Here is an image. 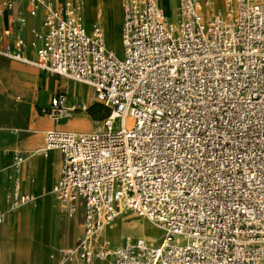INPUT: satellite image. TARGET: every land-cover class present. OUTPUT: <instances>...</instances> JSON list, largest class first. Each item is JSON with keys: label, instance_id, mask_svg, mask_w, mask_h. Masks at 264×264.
I'll use <instances>...</instances> for the list:
<instances>
[{"label": "built area", "instance_id": "1", "mask_svg": "<svg viewBox=\"0 0 264 264\" xmlns=\"http://www.w3.org/2000/svg\"><path fill=\"white\" fill-rule=\"evenodd\" d=\"M121 1L118 58L99 24L87 28L81 0H0L9 19L0 57L81 84L109 110L98 131L52 130L43 151L61 155L51 194L82 235L66 261L95 264L103 229L132 213L163 233L158 245L126 237L113 264H264V0ZM27 17L34 58L27 57ZM81 109L56 91L43 114ZM131 124L127 125L126 121ZM27 155L13 153L1 228L36 197L20 189ZM1 256V247H0Z\"/></svg>", "mask_w": 264, "mask_h": 264}, {"label": "crops", "instance_id": "2", "mask_svg": "<svg viewBox=\"0 0 264 264\" xmlns=\"http://www.w3.org/2000/svg\"><path fill=\"white\" fill-rule=\"evenodd\" d=\"M62 1L63 0H56V2ZM81 1L83 5L84 18L92 19V25L95 23L100 25L103 32L105 45V39L111 29L112 23H115L117 21L121 23V1L112 0L111 3L109 2V0ZM90 8H92V10ZM92 25H90L89 27H91ZM8 27V17L6 15H0V45L2 43V32ZM40 28V19L27 17V24L23 31V35L27 41L26 53L28 59L34 58V52L31 48V43L33 41L31 32L34 29L40 30ZM32 68L34 67L19 62L6 61L0 57V213L4 209L6 190L9 186L6 180V176L11 172L13 153L15 151H21L22 153L27 155V158L19 175L20 189L22 192L33 194L37 198L35 204L39 199L44 197L41 205H43L46 218L44 231L47 240V238L51 234L53 219V204L51 201V198L53 196L51 194V191L54 184L59 178L62 160L61 155L58 151H51L50 154H47V157H43L39 152L44 146V143H41L40 141L42 139L44 141L45 133L52 130H58L55 127V122L47 116L35 118L34 112L32 110L27 111L25 107H20V104H22V102H20V95L24 97H30L29 92H31L37 86L36 72ZM13 99H16V101ZM74 99L73 101L79 100L76 97ZM80 117L82 116L74 114L68 120H73ZM86 122H88L87 119ZM94 129L95 128L91 125L89 127H85L83 125L79 126L75 124L72 125L70 129L58 131L91 133L96 131ZM31 132H33L34 135L24 138L20 144V134H28ZM58 160L60 161V163L58 162ZM57 176L58 178H56ZM47 184H51L48 189L47 187H44ZM29 206L32 205H28L27 207ZM37 206L39 207V205ZM35 207L36 206H34V208ZM25 208H23L22 210H24ZM22 210H18L13 213L1 228L0 264H35V260L31 255L20 257V211ZM77 217L80 219L79 216ZM117 220L118 218L114 221L113 224L106 227L104 230L113 227L117 223ZM58 227L59 223L56 222V228ZM80 227L82 228L81 225H79V229ZM77 232L78 227L75 226L74 233L76 234ZM35 247L44 249L48 248L49 245L36 246L35 244L33 245V243L30 242L28 243V245L23 246V248L28 249V251H33ZM117 247L118 246H116L115 249ZM38 264H50V260L47 257L38 261ZM60 264L68 263L66 260H63ZM70 264H76L74 259L72 260V262H70ZM95 264H113V257L112 255H110L104 260L96 261Z\"/></svg>", "mask_w": 264, "mask_h": 264}, {"label": "rangeland", "instance_id": "3", "mask_svg": "<svg viewBox=\"0 0 264 264\" xmlns=\"http://www.w3.org/2000/svg\"><path fill=\"white\" fill-rule=\"evenodd\" d=\"M199 1L201 2L204 0H199ZM109 2L111 3L112 0H109ZM166 3H167L166 0H160L161 7H163V5H166ZM176 10L171 8L169 10V15L168 13H166L168 15L169 21L172 23H174L177 18ZM84 23L87 28L90 25H92V21L90 18L89 19L84 18ZM120 26H121V23H118V21L115 23L113 22L111 29L105 39L106 49L114 52L118 58H121L123 54V48L121 44V35H120ZM32 69L36 72L37 86L31 92H29L30 97H24L20 95V102H22V104H20V107H25L27 111L32 110L34 112L35 118L46 116L45 114H43L42 109L48 106L50 96H52L56 91L66 92L70 102L81 109V111L76 113V115L82 116L80 118H75L73 120L67 119L63 121H56L55 127L58 130L70 129L72 127L71 125L73 124L75 125V123L77 125L82 124L85 127H89L91 125L92 127L97 129L101 126V122L103 121V119H105L109 115V110L105 108V106L102 105L98 101V99L96 98L95 94L93 93L91 89L81 84L74 83V82L68 81L63 78L52 77L44 73L42 74L37 69H34V68ZM75 97L78 98L79 100L73 101ZM13 100L16 101V99H13ZM0 109H1V99H0ZM85 118L90 124L86 122ZM63 127H68V128H63ZM33 135H34L33 132L28 133V134H20V144L24 138L28 136H33ZM41 142L43 143V139L41 140ZM58 162L60 163L59 160ZM56 178H58V176ZM50 186L51 184H47L44 187H47L48 189ZM51 201L53 204V212H52L53 219H52V226H51L50 244L48 248H44V249L38 248V252L40 254V259H45L48 257L50 260V264H60L64 259H67L69 255V254H66L64 250H70V251L73 250L76 241L82 235V228L80 227L79 229V225H81V221L78 217H74L73 219H68L63 214L60 213L57 203L53 197L51 198ZM38 203H39V200L37 201L36 204L38 205ZM34 204H32V206H29V207L27 206L22 207V208H25V207L26 208L20 211V215H23L25 211L29 209L34 211L36 208V207L34 208V206H37L36 204L35 205ZM120 218L126 224L130 223L132 225V226L131 225L128 226L127 231L124 232L123 235L127 234L131 238H141L150 245H158L160 243L163 234L160 233L159 230L155 229L154 224L152 225L149 221L142 219V218H138L129 212L122 214ZM56 222L59 223L58 228H56ZM116 224H118V222ZM75 226L78 227V232L76 234L74 233ZM142 227H144V232H145L144 235L138 232V230ZM20 233H22L21 227H20ZM120 245H118V247H120ZM102 247H107V246H105L103 243H100L98 241L97 248L100 249ZM116 249L115 247H112L113 252ZM72 260L73 259L70 258L67 261V263L70 264Z\"/></svg>", "mask_w": 264, "mask_h": 264}, {"label": "bare ground", "instance_id": "4", "mask_svg": "<svg viewBox=\"0 0 264 264\" xmlns=\"http://www.w3.org/2000/svg\"><path fill=\"white\" fill-rule=\"evenodd\" d=\"M208 1V0H204V1H201L202 5H203V13L204 15L206 16L207 15V8L206 6L204 5L205 2ZM212 1V4L214 5V9L217 10V11H220V10H224L225 9V3L223 0H210ZM166 5H163V7H161L160 5V1L158 0V5L159 7L163 10V12L165 13L166 17H168L169 15V10L172 8L174 10H176V5H175V2L174 0H166ZM95 8V7H94ZM92 10V8H90ZM86 10V9H85ZM94 12V11H93ZM174 12V11H173ZM168 13V15L166 14ZM92 15V13H91ZM92 18V17H91ZM97 18V17H96ZM120 18V17H119ZM92 20V19H91ZM93 23V22H92ZM119 23V22H118ZM118 35V34H117ZM118 38V37H117ZM105 46V45H104ZM106 48V47H105ZM114 49V48H113ZM114 51V50H113ZM81 121V120H80ZM88 123V122H87ZM127 125H130L131 122L130 120H127L126 121ZM76 124V123H75ZM81 124V123H80ZM36 125V124H35ZM67 125V124H66ZM74 125V124H73ZM82 125V124H81ZM72 126V125H71ZM80 126V125H79ZM35 128V127H34ZM100 128V127H99ZM99 128H95L94 130L98 131ZM29 130V129H28ZM37 130V129H36ZM94 131V132H96ZM74 133V132H73ZM42 137V136H41ZM38 138V137H37ZM36 138V139H37ZM35 139V138H34ZM40 139V138H39ZM41 140V139H40ZM35 141V140H34ZM41 142V141H40ZM42 143V142H41ZM43 151V148L39 151L40 153ZM51 151H55V150H51ZM50 151V152H51ZM50 152H48L50 154ZM47 153V154H48ZM54 155V154H53ZM36 157V156H35ZM50 164V163H49ZM50 166V165H49ZM23 167V166H22ZM21 167V169H22ZM51 169V168H50ZM45 178V176H44ZM45 183V181H44ZM2 187V186H1ZM3 194V193H2ZM44 197L39 199V207L36 206L35 210L32 211V210H27L25 211V213L23 215H20V227L22 229V233H20V257H24L26 255H31L33 256L34 258V262L36 264H38V261H40V254L38 252V248L35 247L34 250L32 251H28V249H25L23 248L24 245H28V243H33V245L35 244L36 246L37 245H49L50 244V237H51V234L50 236L47 238L46 240V235H45V231H44V224H45V214H44V209H43V205H41L42 201H43ZM2 203V202H1ZM28 206V205H27ZM23 209V208H22ZM20 209V210H22ZM124 214V213H121L117 216L118 220V224H115L114 227H111L109 229H106L102 231V233L100 234V237H99V242L100 243H103L105 246H107L110 250L108 256L112 255L113 254V251H112V247H116L120 244H122V240L126 237H128L129 235L125 234L123 235L124 232L127 231L128 229V226H130L131 224H126L120 217L121 215ZM116 218V219H117ZM144 219V218H142ZM146 220V219H145ZM148 221V220H147ZM139 222V221H138ZM114 223V222H113ZM112 223V224H113ZM134 223V222H133ZM137 223V222H136ZM151 223V222H150ZM152 224V223H151ZM111 225V224H110ZM108 225V226H110ZM134 225V224H133ZM153 225V224H152ZM107 226V227H108ZM132 226V225H131ZM138 228V227H137ZM154 229V228H153ZM155 229L159 230L157 226H155ZM134 230V228H133ZM138 230V229H137ZM160 233L161 230H159ZM138 232L142 235H144V227L140 228L138 230ZM163 234V233H162ZM143 240V239H142ZM71 251L70 250H67L65 251L66 254H69ZM107 256V257H108ZM106 257V258H107ZM104 258V259H106ZM102 259V260H104ZM66 260V259H64ZM75 261V259H74ZM33 262V261H32Z\"/></svg>", "mask_w": 264, "mask_h": 264}]
</instances>
